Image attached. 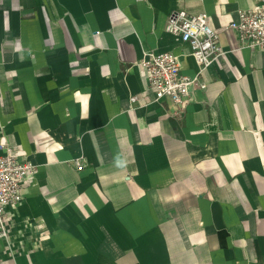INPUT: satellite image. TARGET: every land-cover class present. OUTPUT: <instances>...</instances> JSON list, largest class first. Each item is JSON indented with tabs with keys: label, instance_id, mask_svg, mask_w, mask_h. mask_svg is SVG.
<instances>
[{
	"label": "crops",
	"instance_id": "crops-1",
	"mask_svg": "<svg viewBox=\"0 0 264 264\" xmlns=\"http://www.w3.org/2000/svg\"><path fill=\"white\" fill-rule=\"evenodd\" d=\"M256 3L0 0V144L36 167L0 264H264V49L226 28ZM173 9L223 48L180 115L139 63L197 75Z\"/></svg>",
	"mask_w": 264,
	"mask_h": 264
},
{
	"label": "built area",
	"instance_id": "built-area-1",
	"mask_svg": "<svg viewBox=\"0 0 264 264\" xmlns=\"http://www.w3.org/2000/svg\"><path fill=\"white\" fill-rule=\"evenodd\" d=\"M226 28L236 31L242 46L264 49V0H257L253 8L239 11L237 20ZM164 29L187 44L198 67L197 75H184L179 56L171 51L147 52L139 63L154 99H168L174 113L180 115L185 103L191 99L192 91L205 88L198 75L223 54V48L218 31L208 24L204 13L190 14L173 9L166 17ZM0 151V238H5L7 209L21 202L26 179L33 176L36 167L28 160L17 158L8 144H0ZM76 169L81 170V164L78 163Z\"/></svg>",
	"mask_w": 264,
	"mask_h": 264
}]
</instances>
